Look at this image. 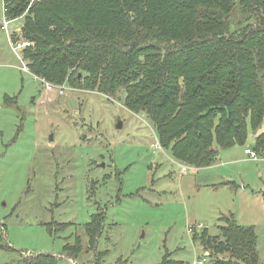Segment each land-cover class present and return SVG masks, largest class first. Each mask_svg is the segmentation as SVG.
I'll return each instance as SVG.
<instances>
[{"label": "rangeland", "instance_id": "1", "mask_svg": "<svg viewBox=\"0 0 264 264\" xmlns=\"http://www.w3.org/2000/svg\"><path fill=\"white\" fill-rule=\"evenodd\" d=\"M231 17L243 21L246 12L237 5ZM22 21L7 20L0 0V264H32L36 252L61 254L60 264H188L198 256L215 264L200 236L206 229L219 237L226 221L218 217L231 212L240 225L253 226L264 264V160L243 152L253 147V133L244 146L214 145L217 166L181 177L185 164L160 145L150 147L158 143L155 127L125 107L123 89L45 92L12 37L14 30L19 35L13 23ZM16 95V103L6 100ZM208 172L241 186L212 185L216 177ZM94 213H105V221L92 248L86 223ZM76 236L81 250L72 259L62 245Z\"/></svg>", "mask_w": 264, "mask_h": 264}, {"label": "trees", "instance_id": "2", "mask_svg": "<svg viewBox=\"0 0 264 264\" xmlns=\"http://www.w3.org/2000/svg\"><path fill=\"white\" fill-rule=\"evenodd\" d=\"M3 5L7 20L23 17L19 35L14 30L12 37L30 42L21 49L30 73L104 95L123 89L125 107L149 117L158 144L175 160L209 166L217 156L214 145H245L250 131L253 147L264 149V0H3ZM237 5L246 17L235 23L231 12ZM219 220L226 221L218 226L221 240L206 229L201 233L207 256L214 255L215 264H259L253 226L231 216ZM104 221L105 213H94L86 223L92 248ZM62 250L77 258L79 237ZM96 252L98 259L101 251ZM224 253L226 259L218 257ZM33 254L32 264H60L63 256Z\"/></svg>", "mask_w": 264, "mask_h": 264}, {"label": "built area", "instance_id": "3", "mask_svg": "<svg viewBox=\"0 0 264 264\" xmlns=\"http://www.w3.org/2000/svg\"><path fill=\"white\" fill-rule=\"evenodd\" d=\"M2 29H6V26H3ZM16 47H25L27 45H30V42L27 40H24L22 38H17L16 40ZM10 45H12V43H10ZM13 46V45H12ZM14 50V47H13ZM22 68V67H21ZM24 71L26 70L25 67L22 68ZM37 79H39L41 81V83L44 86V90L47 93L50 92H56L58 95H63L66 89H73V87L66 85V84H55L52 82H49L47 80H45L44 78L41 77H37ZM152 146L154 148H159V144L154 142L152 144ZM245 154L248 155V158L254 161H258V160H264V149H261L260 151H258L257 149H255L254 147H250V146H246L244 149ZM183 169H185V166H182ZM206 262V258L205 257H195L191 264H205ZM71 264H73V262H71Z\"/></svg>", "mask_w": 264, "mask_h": 264}, {"label": "crops", "instance_id": "4", "mask_svg": "<svg viewBox=\"0 0 264 264\" xmlns=\"http://www.w3.org/2000/svg\"><path fill=\"white\" fill-rule=\"evenodd\" d=\"M19 23H17V24H15V23H13V25H12V27L11 28H17V27H19ZM255 135H254V133H253V137H254ZM252 142H254V140L252 141ZM152 144L153 143H151L150 144V147L153 149V150H156L157 148H154L153 146H152ZM240 146H244V145H240ZM231 148V147H230ZM245 149V148H244ZM243 149V150H244ZM244 152V151H243ZM218 153H219V150L217 149V156L216 157H218ZM245 153V152H244ZM215 162H216V160L211 164V165H209V166H206V167H194V166H192V165H188V164H185V163H183V164H185V165H181V164H179L180 165V174H181V177H182V174H183V172H185V171H187V170H193V171H196V173L198 174L199 172H204V171H206V170H209V169H211V168H213V167H215V166H217L218 164H215ZM182 163V162H181ZM182 166H185V169H183L182 168ZM187 166V167H186ZM195 174V173H194ZM207 174H210L211 175V177H216V178H214V180H212V185H215V184H219V185H223L222 184V182H225V181H230V184H225V185H233V186H235V185H237L236 184V182L234 181V180H231V179H229V178H223L224 176L223 175H216V174H212V173H207ZM219 176V177H218ZM221 178H223V179H221ZM221 179V180H220ZM233 182H234V184H233ZM237 186H241V185H237ZM261 191V193L262 194H264V190H260ZM264 197V196H263ZM233 212H231L230 213V215L229 216H227V217H233ZM219 217H221V216H219ZM218 217V218H219ZM234 219V218H233ZM235 220V219H234ZM198 227H202V224H198ZM189 228V231H192V228H194V227H191V226H189L188 227ZM103 233V230H102V232H101V234ZM101 236V235H100ZM99 236V237H100ZM98 237V238H99ZM97 243H98V239H97ZM97 245V244H96ZM193 251L195 252V249L193 248ZM108 251H107V249H104L103 250V255H105L106 253H107ZM204 255H208V252L207 251H205L204 252ZM199 257V256H198ZM208 257V256H207ZM193 260V259H192ZM207 260V259H206ZM189 261V260H188ZM191 261V260H190ZM192 262V261H191ZM191 262H189L188 264H191Z\"/></svg>", "mask_w": 264, "mask_h": 264}, {"label": "water", "instance_id": "5", "mask_svg": "<svg viewBox=\"0 0 264 264\" xmlns=\"http://www.w3.org/2000/svg\"><path fill=\"white\" fill-rule=\"evenodd\" d=\"M78 76H80V74H78ZM117 127H121V122H119V123L117 124ZM101 165H103V164H101Z\"/></svg>", "mask_w": 264, "mask_h": 264}, {"label": "clouds", "instance_id": "6", "mask_svg": "<svg viewBox=\"0 0 264 264\" xmlns=\"http://www.w3.org/2000/svg\"><path fill=\"white\" fill-rule=\"evenodd\" d=\"M19 28V27H18ZM13 30L16 29V28H12Z\"/></svg>", "mask_w": 264, "mask_h": 264}]
</instances>
